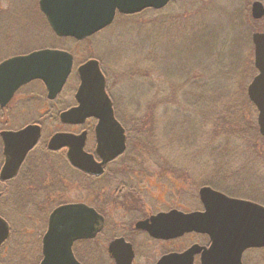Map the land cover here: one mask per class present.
<instances>
[{
	"label": "flooded vegetation",
	"instance_id": "af4514ba",
	"mask_svg": "<svg viewBox=\"0 0 264 264\" xmlns=\"http://www.w3.org/2000/svg\"><path fill=\"white\" fill-rule=\"evenodd\" d=\"M34 3L37 15L46 20L47 16L40 10L41 0H34ZM8 4V0H0V9ZM147 9L157 11L162 8ZM60 38L73 43L84 40ZM32 51L3 55L0 64L6 59ZM78 79L76 88L72 90L73 102L64 108H60L56 101L65 90L68 80L54 99L48 97L42 80L33 79L20 85L11 93V97L0 103V218L8 226V235L0 244V259L4 264H28L31 258L34 262L30 264H42L47 257L44 236L49 230L51 215L58 208L70 204H84L89 211L59 217L66 233L69 230L74 232V227L84 230L79 235L71 232L67 238L56 237L50 242L47 250H50V258L55 264H75L72 259L77 264H158L161 260L164 264H185L182 255L186 250L195 245L212 246L214 241L209 234L183 230L184 214L204 210L203 203L201 208L188 210L181 198L175 202L168 198H171L172 192L181 189L171 190L164 178L172 181L173 178L183 179L184 176L177 178V173L184 172V168L174 166L178 171L171 175L168 169L158 163L162 159L151 156V150L145 142H135L133 149H130L129 127L122 120L118 109H114V114L124 127L126 147L121 154L107 161L96 152L97 118H87L82 124L63 122L62 112L77 104L75 94L80 83L79 76ZM30 126H39L40 136L23 154L24 146L17 134ZM57 133H86L84 151L93 156L94 165L102 164L101 173H89L76 166L68 153L71 146L51 148L50 140ZM152 162L158 163L157 168L164 170L162 174L147 169V165ZM94 167L101 169L100 166ZM149 179L157 181L167 198H160L154 191L152 193L144 189V183ZM74 188L83 191L80 193L82 198L69 200L67 196L73 194ZM90 188L96 192L91 194ZM30 212L35 215L29 217ZM29 218L28 224L32 220L31 227L36 230L40 228L34 239L27 238L34 232H26ZM66 226H69L68 229ZM202 251L194 253L192 264H203ZM241 260L242 264H264V246L246 248Z\"/></svg>",
	"mask_w": 264,
	"mask_h": 264
},
{
	"label": "rangeland",
	"instance_id": "374dc122",
	"mask_svg": "<svg viewBox=\"0 0 264 264\" xmlns=\"http://www.w3.org/2000/svg\"><path fill=\"white\" fill-rule=\"evenodd\" d=\"M8 1V6L0 9V57L46 47L74 52L76 61L73 74L62 95L56 101L60 108L69 106L73 102L74 91L72 90L76 88L79 81L77 67L89 58H99L102 69L108 75V89L115 99L123 121L130 129L131 134L128 139L131 144L130 149H133L135 142H145L151 150V156L162 159L158 162H162L161 164L168 169V172L171 166L166 167L165 164L168 163L176 164L175 166L181 169L184 168V172L177 173V178L184 176L183 179L173 178L174 181H172L164 178L168 181L171 190L181 189L179 192L174 190L171 198L168 197L169 200L175 202L181 198L188 210L201 208L198 194L201 184L214 179L212 171L219 174L220 168H223L219 164L226 163L224 167L232 170L233 178L237 177L238 181L243 184L235 182L232 186L228 185L234 180L232 179L231 182L220 186L232 189L239 194L250 195L252 198L258 197L264 201V159L243 155L245 149L241 148H244L245 144L242 143H239L243 145L241 148L235 149L232 148L233 142H228L230 153L226 155H223V146L213 151L218 141H209L208 134L204 135V138L196 136L188 141L189 137H185L187 134L199 131L196 122L198 119L194 116L197 113L176 111L173 107L177 106L173 102L161 104L160 99L164 98V94L161 92L157 94L154 92L157 91L156 88L152 87L155 81L166 85V80L159 76L163 72L167 74L174 72L178 77L175 80H181L188 70L198 65L203 53L214 48L213 44L218 43L220 38L226 39L231 32L229 28L231 23L234 28L230 35L240 37L239 45L233 48H238V62H244L239 67L243 78L241 83L244 86L248 85L257 74L254 65V44L250 40V35L254 30L264 31V18L257 20L258 22L255 23L257 26L246 21L247 16L250 15L252 18L251 7L255 0H212L213 4L207 6L208 16L196 9V5H199L198 0H171L161 10L147 9L136 15H117L111 26L84 39V42L77 43L58 38L49 27L47 20L37 15L38 10L34 0ZM260 1L264 3V0ZM243 9L246 12L244 17L241 15ZM229 10L231 14H227ZM174 13H181L183 18L176 17L177 19L172 20L170 15ZM203 23L216 38L215 41L206 35L207 27L202 28ZM249 60L253 61L254 72L250 69ZM249 71L254 76L248 77ZM179 95L180 93L176 94V101L181 99ZM167 96L172 98L173 94ZM146 115L151 116L152 126H148L145 131L136 130L135 128L139 126L135 123L140 124V119ZM257 115L256 112L253 116L256 121ZM206 127L208 128V125ZM209 130H211V125ZM245 162L250 163L243 165ZM157 164L152 162L147 165V169L150 172L162 174L164 170L158 169ZM173 171L176 170L173 168ZM215 179L218 181L219 178ZM251 184L253 185L252 190L248 187ZM144 189L152 193L154 191L160 198H167L160 190L162 187L154 179L147 180L144 183ZM90 190L91 194L96 192L91 188ZM72 192L73 194L67 196L69 200L82 198L80 194L82 190L74 188ZM83 195L87 196L85 193ZM241 198L249 197L243 195ZM30 214L29 217L35 215L34 212ZM29 221L30 218L26 221V226H28L26 232L30 234L34 232L27 238L34 239L40 228L34 229L31 227L33 226L32 220L30 224H28ZM30 261L28 264L34 262V259L31 258ZM0 264H4L2 259H0Z\"/></svg>",
	"mask_w": 264,
	"mask_h": 264
},
{
	"label": "water",
	"instance_id": "95a60500",
	"mask_svg": "<svg viewBox=\"0 0 264 264\" xmlns=\"http://www.w3.org/2000/svg\"><path fill=\"white\" fill-rule=\"evenodd\" d=\"M169 2L170 0H41L40 10L47 16L46 20L57 36L82 40L106 26H111L118 12L131 15L149 7L161 9ZM251 15L254 20L264 17L262 1L255 0L252 3ZM252 41L257 74L247 87V95L257 108L259 131L264 138V31L253 32ZM73 59L71 51L48 47L1 62L0 103L11 97V93L20 85L33 79L42 80L47 88L48 97L54 99L63 90L72 72ZM77 70L80 77V85L75 94L77 104L63 111L61 118L63 122L73 124H82L90 117L97 118L96 152L107 161L125 150V130L116 120L113 101L106 89V76L101 69L100 61L91 58L82 63ZM39 133V126H30L17 134V138L24 146L23 154L37 142ZM85 141L86 133L80 135L57 133L49 144L54 149L62 145L71 146L68 153L73 163L86 172L99 174L102 171V164L94 165L93 156L84 151ZM94 166H100L101 169ZM199 196L205 209L185 213L183 230L207 233L214 243L209 248L195 245L186 250L182 255L185 257V264H192L194 253L201 250L203 264H242V254L246 248L264 246L263 204L232 197L210 185L202 186ZM83 210H88L84 204H70L58 208L51 215L49 230L44 236L47 257L42 264L56 263L50 258V250H47L50 248V242L56 237L67 238L71 235L72 231L66 233L59 217L63 214L76 215ZM7 227L6 222L0 218V244L8 235ZM68 227L66 226V229ZM74 229L72 232L74 235H79L84 230H77L76 227ZM72 260L77 264L75 259ZM158 264H164V261L161 260Z\"/></svg>",
	"mask_w": 264,
	"mask_h": 264
},
{
	"label": "trees",
	"instance_id": "16d2710c",
	"mask_svg": "<svg viewBox=\"0 0 264 264\" xmlns=\"http://www.w3.org/2000/svg\"><path fill=\"white\" fill-rule=\"evenodd\" d=\"M210 1L198 0L199 5H196V9L201 10L203 15L208 16L209 13L207 12V6H211L213 4V1ZM244 9L247 8L244 7ZM244 9L241 10V15L243 17L244 13L246 14ZM238 11L239 10H237V13H239ZM230 12L231 10H229V13L227 14H231ZM180 14L174 13L170 15V17H172V20L177 19L176 17L183 18V15ZM247 17L248 19H246V21L248 20V22H251L253 25L257 26V24H255L258 22L257 20L251 18L250 15ZM201 26L202 28L207 27V25L205 26L204 23ZM229 28L231 29V32L227 35L226 39L224 40L223 38H220L217 41L219 44H213L215 46L214 48L203 53L200 60L198 61L199 63H197L198 65L188 70L186 74L183 75L181 80H175V78L178 79V77L174 72L170 74L163 72L159 76L166 80V85L165 83L161 84L160 82L155 81V84H153L152 87L156 88L157 91L154 92L157 94L159 92L164 94V98L160 99L161 104L173 102L176 103L175 106L177 107H173L176 111L184 110L186 113H190V111L197 113L194 116H196L198 119L196 122L197 126H199V131L197 133L187 134L185 137H189L188 141L193 140V138H196V136H199V138H204V135L208 134L209 141H218L213 148V151L223 146V155H226L230 150L228 142H233L232 148L235 149L241 148L243 145L239 143H242L245 144L244 148H241L242 150L245 149V154L243 155L264 159V138L260 134L256 119L253 117L258 111L254 103L248 98V85L245 84L244 86V84L241 83L243 78L241 77L242 73L240 72L239 67L242 66L244 62H238V48H233V46L239 45L240 37L230 35L233 32V23L230 24ZM206 35L210 36L214 41L216 40L208 27ZM250 40H252V35H250ZM250 66V69L254 72L255 68L253 61H250ZM250 76L252 77L254 75H252V72L249 71L248 77ZM106 79L108 89V75ZM108 91L111 94L110 89H108ZM177 93H180L179 96L181 97V99L178 101L175 99ZM169 94H173V97L168 98L167 95ZM113 100L114 107L117 109L114 97ZM150 117L151 116L148 117L146 115L142 118L143 121H141L140 124L135 123L137 126H139V128L135 129L139 131H145L148 126L151 127L152 119ZM207 125L208 128L206 127ZM210 125L211 130H209ZM248 163L250 162H245L243 165ZM225 164L226 163L219 164L220 167H223L220 168L221 170L219 171V174L214 170L212 171V177L214 179L206 181L201 185H211V187L226 192L227 194L232 195V197H243V195L248 196L249 199L264 204L263 199L261 200L258 197L252 198L250 195L239 194L232 189L221 187L222 185L229 181L231 182V180L234 179L232 176L234 172L232 170H227L224 167ZM165 165L166 167L171 165L169 167V173L171 175L174 174L173 172L177 173L178 170L175 169L176 171H173V167L176 164L173 165L168 163ZM215 178H219L218 181ZM221 180L222 182H219ZM235 182L243 184V182H239L238 178L236 177L228 185L232 186ZM248 187L250 190H252L253 185L251 184Z\"/></svg>",
	"mask_w": 264,
	"mask_h": 264
}]
</instances>
